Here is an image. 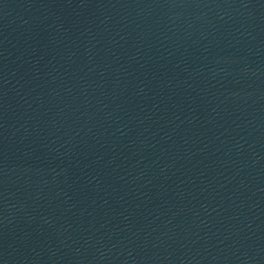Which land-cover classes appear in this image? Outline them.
I'll list each match as a JSON object with an SVG mask.
<instances>
[{
  "label": "water",
  "instance_id": "1",
  "mask_svg": "<svg viewBox=\"0 0 264 264\" xmlns=\"http://www.w3.org/2000/svg\"><path fill=\"white\" fill-rule=\"evenodd\" d=\"M264 186V0H0V264H113Z\"/></svg>",
  "mask_w": 264,
  "mask_h": 264
}]
</instances>
